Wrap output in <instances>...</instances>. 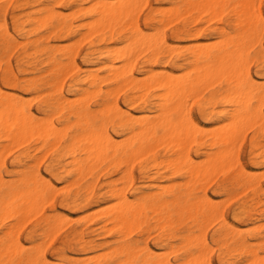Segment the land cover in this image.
Wrapping results in <instances>:
<instances>
[{
    "label": "rangeland",
    "instance_id": "rangeland-1",
    "mask_svg": "<svg viewBox=\"0 0 264 264\" xmlns=\"http://www.w3.org/2000/svg\"><path fill=\"white\" fill-rule=\"evenodd\" d=\"M8 1L10 2L8 3ZM92 1L93 0H0V89H2L0 90V97H10L12 96L13 93L17 94L18 96L17 95L16 96L19 98L18 99L19 104L25 108L31 109L34 113H37L39 118L52 117V121H54L57 127L59 128H62L64 125H66L64 126L66 128L65 129L63 128L65 130L64 135L62 134V138L60 139L59 142H56V140H50L49 143H51L52 141L53 144L55 143H58V144H56L57 146L55 145V147H52L51 150H47V153L44 155V158L42 157V161L38 164V166H37V162H39L38 158L40 159V155H42L44 151L46 152L45 150L46 148L50 149L49 147L50 144L49 143L45 144L42 141L37 140L35 137L31 138L26 143L24 142V140L16 141L18 143L24 142V144L23 145L19 144L18 148H15L13 149V151H10L8 155L5 154L6 155L5 158H3L2 156L4 155V153L1 155L3 158L2 162H4V164L0 165V173H1L0 176H2V180H3L2 183L6 184V186H4V188H2V190L0 191L2 195L5 196V193L8 191V186L19 184L20 179H22L24 175H28V174L34 175V171L36 172L35 174H39L40 172V174H42L44 178L48 179V182H47V179H45V181L49 183L50 188L52 187L53 191L55 190L57 186L59 185L60 186L58 187L59 191L57 190V192H53V193L51 191L52 190L51 188L49 194L46 197L47 199L44 202L40 203L41 205L40 204L38 205V208L41 207L42 209V210L40 209L41 212L36 213L37 215H35V217L33 216L31 220L29 219L30 216L29 217L26 216V215H29V213L27 214V209H26L27 205L24 204V206L26 205L24 208L22 205L23 201L19 202V200H17L18 202H16V209L14 210L18 211L17 208H19V206L20 207L22 206L24 209H26L25 211L22 210L23 212H26L25 216L29 219V221H26L25 224H22V222H18V220H20L18 219L20 216H22L21 217L22 219L23 217H25L22 214L19 216L16 214L17 213L16 212L14 213L15 214L14 216V214L7 213L8 216L11 214V217L10 216L8 217L6 216L7 214L0 213V241L3 239H7V238L8 239L13 238V240H15V238L18 237V241H19L18 247L20 248V251L25 247L22 250V253L24 254L25 257L31 258L29 262H26L24 264H64V263L65 264H116V263L120 264L122 262L124 263L126 261V258L121 253L123 248L121 247V251H120L119 246H123L126 241H129V243L133 244L134 248L136 247L135 253L140 251L137 254L139 264L142 263L141 262L142 259L149 257V255L153 256L157 262L158 261L160 262L162 260L163 261L162 263H164V261L167 260V263L165 262L166 264H168L169 262H170L169 264L171 263L172 264H178V263L179 264H185V263L190 264V262H192V259L195 256L197 257V255H199V252H200L199 251L200 246L197 243L193 242L194 243L193 244L192 242L189 243L187 241L182 240V238L185 237L190 232L188 229L189 226H191L190 222H182V221L175 222L173 225V234L165 236L156 231L157 226H156V222L153 219L150 221V231L148 233L147 232L145 233L134 232L130 237L121 238V236L124 237V234L122 235L119 232L121 225L118 222H116L115 212H117V210H115V208L118 205L117 208L121 210L122 205H121V202H117L118 204L114 205L116 204L115 203L116 200L117 201L121 200L119 194H122V193L128 194L130 201L132 203H136L139 201V197L143 195L142 194L143 192L150 191L146 187H143L142 192H138L135 189L136 187L143 185V174L141 173V162L140 161L135 162L130 168V170L125 163H112L111 164V161L109 160L101 162L100 163L101 165L98 162H94L88 165L87 162L84 161L86 160L85 159L86 156H84L85 154L83 152H80L79 148L76 149L77 147L72 148L71 146L72 138L80 134L81 129L79 128L78 124H76L77 122L74 121V119L77 121V118L74 115L72 116L70 107H66L62 112L49 111L48 116L38 113V110H39L38 108H40L44 104V102L46 101L55 102L60 97L59 91H61L62 96H65L67 99L70 97V103L72 106H76L79 108L89 107L91 111H95L97 108L100 109V107H102V105L108 99L110 100V102L111 101L115 102L124 111H129L134 115L137 114L136 117H141V118L152 115L153 112L157 110L160 104V99L157 97L158 93L154 91H149V92L144 91L145 95L143 94L144 92H142V94L139 93L141 96H136L135 94L138 95L137 92L130 90V89H126V88L124 90L123 88H120L123 91H121L120 93L117 92L119 94L115 92L117 95L115 96V93L113 92V90L116 89L117 91V88L121 86L123 87L124 85L123 84L121 85V83L115 82L112 79L106 80V77L108 76V73H107L109 70L108 68L110 64H112L109 61L110 59L109 56L113 52L110 53L109 50L114 51V49L116 48L115 50L124 51V49L126 48L125 46L128 43L127 38L130 37L131 35V31L129 28L131 24L128 21L122 24L120 23L116 25L113 29L112 28H106V29L102 28L105 30H101V32H97V33L94 32L95 34L93 33V36L92 34L91 35L89 34L90 37L87 36L88 40L87 38L86 40H83L82 38L83 40L82 44H80V46L78 45V48L76 47L78 44V43L77 44L75 43V41H77L76 38L78 36H81L83 31L85 33V30H88V31L90 30V29H87L89 28V25L87 24H90V20L92 21L94 18L96 19L98 18L99 20L97 21H100L101 19L100 17H98L97 8H99V6L97 5L100 4L99 1H104V0H97L98 4L96 6H94V4L90 5L92 4L91 3ZM97 1L95 2L94 0L93 3L94 2L97 3ZM105 1L110 2L111 4L113 3L112 0L111 1L105 0ZM187 1L190 3L192 1V3L188 4ZM194 1L195 2H201V1L205 2L204 0H190V1L189 0H155V1L146 0V2L143 0L142 2H144L143 3L144 6L139 4V2H137L138 5H141L142 9L140 10V12L136 11L139 13L137 15V18H134V19L137 20L141 29H143L144 32L146 31L147 34L149 32L153 33V30H155V32L158 33V30H159L160 37L162 38V35H164L163 39L167 40L170 48L172 49L169 52L160 50V54H158V56L155 57L157 62L153 64V67L155 69L176 71L177 73L179 72L180 75L181 73L182 75H184V73L187 74L188 71H190L191 69L190 65H187V64L184 65V68H183L184 70L190 68L189 70H186V71H184L183 69H179L177 67L179 64L181 65L185 63L182 60L183 57L180 59L177 58L179 55L182 54V52H183L182 55H187L191 51V49L193 51V50H196L197 47L204 48L207 51L212 50L219 43L222 32H226L232 35L236 33L235 31L236 27L235 26L233 27V24L235 23L237 17H235L234 13H232L233 12L232 9L234 10V6H235L234 1H231L230 3H227V4L222 3V6L220 5L221 7L220 9H218V11L220 13V10L222 9L221 16H219V14L215 15V12H217L216 8L218 7L217 5H215V7L214 5L212 6V4H215L213 0L206 1L209 6L211 5L212 8H215V10H212L213 12L211 11L212 14L209 13L208 11L212 8H210L208 5L206 6V2L205 4L202 3L203 5L201 4V6L205 7L202 9V7L200 8V4L199 5H197V3L194 4L195 3ZM254 2H257V0ZM257 3H256L257 5L256 7H259V8H257L258 10L257 9H254V10L258 11L259 16L261 13H263L264 15V0H259ZM138 5H136V7ZM169 5L171 7H174L173 10L177 8L176 10L173 11L174 16H172L173 14L171 10V14H172L171 16L174 18H171V17L169 18L175 19L176 17L179 20L177 19H175L174 21L172 20L173 23L168 22L169 25H166L167 21H171L170 19H167V16L169 15L166 16V13H165V12L168 13L169 10L166 9L167 10L166 11L162 9L163 7L166 8V6L172 9ZM78 6H80L79 9H82L81 8L82 6L83 8L84 7L85 8L84 10L82 9L80 10L79 13H77V10L79 11ZM88 6L94 10H89L90 8ZM92 6L94 8H92ZM76 7H77V10H75ZM161 7H162L161 9L162 11L159 9ZM182 7H185V8L183 9ZM95 8L97 10H95ZM49 10L51 11V13L49 12ZM68 11L69 13L71 12L72 13L69 14ZM94 11H96L97 13ZM64 12L68 13L69 15L65 14ZM136 12H134L133 14L134 17H135ZM175 12H177V14ZM200 12L202 14L199 16ZM203 12L205 15L203 14ZM45 13L48 14L47 15L48 19L47 18L45 19V17H47ZM163 14L165 16H163ZM194 14H195V17L193 16ZM212 15L213 17L215 16V18L212 21H209L212 19V17H210ZM8 16L10 17V19ZM42 16H43V19H42ZM133 16H132V19H133ZM35 18L37 21H35ZM206 18L208 19L211 18V19L207 20ZM156 19H157V23L155 21ZM158 19L160 20V22H158ZM204 19H206V21ZM85 20L86 21L88 20V22L84 24L83 26L82 22H84ZM202 20H204L207 23H205ZM15 21H17L16 25H15ZM97 21L95 20L94 23H98ZM162 23L165 26H167L164 28L163 31L161 30L163 29ZM4 25H7V28L9 29V32H10V43L9 44L4 43L2 40L3 35H4V28H5ZM92 26L95 27V31L98 30L97 29L98 26L96 27L95 24L94 25L92 24ZM92 26H90V28H92ZM219 26L223 28H220ZM156 29L158 30L156 31ZM194 29L195 30L199 29L200 31L197 30L195 32ZM169 30H170V33H169ZM198 32L199 34H197ZM48 33H51V35ZM176 33H178V37H175ZM153 34L152 35L155 37L156 34L155 33ZM149 36H146V37L148 38ZM153 36L151 37L152 40L158 39V38L153 39ZM156 37H158V34ZM77 39L79 40V38ZM148 39H150V37ZM193 42L197 44L195 45L193 44ZM124 43H126L125 46H124ZM176 43H178V47ZM161 44L162 43L160 42L159 45ZM187 44L189 45L186 46ZM204 44H205V47H203ZM61 46H63L64 48ZM114 46H119V49H117V47H114ZM194 46L195 47L197 46V47L194 48ZM206 46H210V48L209 47L207 48ZM252 46H251L252 48H250V51H249V62H250V58L252 62L249 63L250 65L249 64L248 65L250 69L252 70V72L254 73L255 77L259 78L261 81L264 82V61H263L264 59L262 58V50H264V34H263L262 39L258 43L256 42V44ZM111 47L112 49H110ZM179 47H180V50H179ZM145 48L147 47H144L143 49ZM73 49H75L76 51L75 53H72ZM139 49L137 51H139ZM138 53L139 52L135 53V55L137 56ZM73 54H75L73 57L74 60L72 59ZM138 56L139 57L137 58L135 57L134 58L132 57L133 59L131 58L132 60L131 63H133L134 59L135 61L132 66L130 65V67L133 68V71L135 72L136 75H138L139 77H142L143 75L140 74V72L150 70L152 66V62L155 59H153L154 54H153L152 49H149V48L146 49V52H143V53L140 52V55ZM53 58H55L57 62H60L64 65L63 71H65L66 69L68 70V75L66 74L67 76H65L64 80L62 78L63 80L62 84L60 80V84L62 86L59 91L58 89H59L60 84L58 85L57 83L59 82L60 76L63 73H66V71L65 72L62 71V74L61 73L54 74L52 72V66H53L52 59ZM103 63H104V66H103ZM105 63L106 64L109 63V65L106 66ZM121 63H122L121 61L115 60V65L119 66L118 64H120L121 66H123V64ZM70 64H71V67H70ZM74 64L76 65V67L74 66ZM97 66L99 67L97 68ZM121 66L119 67L121 68ZM6 75H10L11 77L16 75L15 77L17 78V86H18L17 88H15L14 83L7 82L5 80ZM91 75H93L94 77L98 75L97 79L99 80L97 82L100 85L98 84L93 85L92 83H89L90 85L88 84L89 79L91 77L92 78L90 79V81H92L93 79V76ZM35 78L37 79L38 82L36 81ZM104 80L106 81L102 82V84L99 83ZM27 83L32 84V88L30 90H26ZM11 84H13V87ZM56 84L58 86H56ZM212 85L213 86L210 85L208 89L206 88V90L204 88L205 91H203L202 93L198 92V95L200 96L199 97L196 96L197 99H194L193 101H191L192 99L190 98V100L188 101H190L191 103L190 102L186 103L187 112H190L192 114L197 124L200 127H202V129L204 128V131L207 132L206 135H208L206 136L207 138L204 140L205 143L203 145L202 150L198 149L197 144H194L191 149V155L194 157H197L198 161H202V159H205L204 158L205 156L203 155L202 152L205 151L204 147H207L210 144L211 139H210L209 132L207 131V129L209 130L211 128L210 130L214 131L216 129V126H218V119L220 118L221 114L227 109H229L227 105L228 103L223 102V100L219 96L225 90L227 86L224 83H216ZM78 88H82V91L76 92V89ZM91 89L93 93L94 92L96 93L91 94L90 93ZM106 89L108 90V92H110V90L113 89L111 92L113 96L112 95L107 96L108 92L105 91ZM2 91H5L6 93ZM41 93H44V94H41ZM37 94L40 96L38 97ZM19 95H21L22 97H20ZM34 95L36 96V99ZM81 95H84V96H81ZM85 95L87 97H85ZM77 96H79L80 98ZM121 96L123 97V99L121 98ZM26 97H28V101ZM33 98L35 100H33ZM28 102L30 104H28ZM75 103H78L79 105ZM188 104L190 107L189 106L187 107ZM196 108H197V111H196ZM69 111L70 113H67ZM262 113H264V105L262 107ZM142 114H145V115H142ZM69 122L71 123L69 124V126H67ZM212 127L214 129H212ZM63 129H59V130L63 132L64 131ZM72 133H73V136H72ZM111 133L115 136V139L117 141H121L122 135L119 132H115L111 130ZM245 133H242V135L244 134V137L242 135L240 136V138L241 137L243 138V141L240 140L239 138V140L242 142L238 140L239 142L237 141V143H241V144H236L235 149L238 148L237 151L240 154L241 161L245 164V167L248 169V171L251 173L253 172L252 175L254 176L255 182L258 184V187H259L257 191L247 186L243 187V186L235 185L234 183H232L231 175H232L233 169L229 170L228 173L226 174L221 173V172L216 173L218 176L215 174L212 178L213 180H211L210 178L209 180L211 181H206L207 184L204 183V189L207 192L208 196L213 198L215 201L219 200L218 202H216L218 203L217 205H218L219 210L221 206L223 208V205L221 203H225L224 201L226 200L230 202L228 203L226 201L228 204L226 203V205L224 206V209L222 210V212L225 214V216L229 219L230 222L235 224L236 221L233 220L234 214L243 212L241 216L242 218L241 221H237L235 225L240 230L242 228L243 230V231L241 230L243 232L242 237H245L246 239L249 238L248 241H250L249 243H251L252 249L258 252L260 256L264 254V244L256 240L254 235L258 233L264 234V188H263L264 186V183H263L264 182L263 181L264 180V169H263L264 168V129H261L259 125H256L251 128L249 127V129ZM35 140H37V142ZM253 141H254V145L256 146L252 147ZM16 142L14 144H16ZM2 143H4L5 148L3 147ZM8 144H10V147H11V144L13 147L16 146L12 142L10 143L9 141H7L5 138L4 139L0 138V148H1L0 152H2V150L5 152L4 149H6V147L8 148ZM37 144L39 146H37ZM237 145H239V147H237ZM1 146L4 149H2ZM36 146L38 147L37 149H36ZM61 148H63V151ZM197 150L199 151L197 152ZM166 152L167 151L165 150L164 145L159 146V148L157 147L155 149L154 153H155V158L157 159V163H161V161L166 159V156H165ZM73 160H75L76 163H79L77 162L79 160L81 162L78 165V164H75ZM108 164L110 167L108 166ZM86 165L88 166V168H86L87 167ZM149 166L151 167V165ZM162 166H165V164H161L158 167L160 171L159 173L160 177L156 176V179H157L156 184L159 185L160 188L162 189L168 188L171 184H173V181L175 183H180V182L183 183V180L185 181L183 172H178L177 174L172 175L169 169L166 168V166L165 167H162ZM37 167H38V170H37ZM65 167L68 168V170ZM89 168L90 169L94 168V169H91L89 173L88 171ZM124 168H128V171L126 172ZM123 169L125 170V172H123ZM261 169L263 170L262 173L260 172L262 171ZM101 170L103 171L102 173H100ZM129 171L133 172V182L132 183H128V181L126 180L127 178L126 175L128 174ZM87 172L89 173V175L87 174ZM154 172H156V169L154 170V168H149V172L146 176L152 175ZM77 173H80L81 176H79V174L77 175ZM97 173H99L98 174L99 176L96 177ZM106 174L108 175L106 176ZM11 177H15V178L12 179ZM7 178H10V179H7ZM65 183L66 184L69 183L70 186H67ZM61 184H65L64 187L65 186L66 187L65 188L62 187L63 185ZM166 184H168L169 186L167 185L168 186L167 187ZM53 186L54 187L56 186V187L54 188ZM113 187H115L116 189H113ZM121 189L123 192L122 191L118 192ZM87 192H89L90 194H88ZM230 192H231V195H230L231 197L229 196ZM54 193L56 194L52 198V201H49L50 197H52L51 194H54ZM233 194L235 195L236 198L234 197ZM227 195L230 198L227 197ZM224 197L225 198L227 197V198L224 199ZM220 198L223 199L222 202H220L221 201ZM231 199L232 201H229ZM105 205H107V207H104ZM113 207H114L115 212L112 211ZM104 208H106L107 210L105 209L106 214H104L103 216L102 213L105 212ZM109 208L111 209L112 212L108 211ZM34 210L36 211V208ZM96 210L98 213L96 212ZM20 211H21V208H20ZM86 211H89V212L86 213ZM90 211L93 213V215L90 213ZM95 212L97 214H102V215L101 216L97 215ZM248 214L253 215V220H249ZM85 215H86L85 218H87L88 220L84 219ZM95 215H97V217H94ZM74 216H76L78 219ZM79 216H82V217H80L79 219ZM88 216L90 218H88ZM58 218H60L59 219L60 222L62 221L61 224L59 223ZM72 218H75V219H72ZM15 220L17 222H15ZM54 220L55 221L57 220V222H54ZM12 221L15 223V227L17 229L21 228L18 233L14 232L15 234L13 236L15 237L16 235L15 238L12 236V233L14 231V230L12 231V229L15 228L14 226H12L14 224L12 225L10 224V223H13ZM103 222L105 223L104 225L111 226L109 227L111 228V230L103 226ZM210 222H212V225L209 224L210 226H207V224ZM220 222L221 221L219 219L214 218V219H211L206 224L207 228L205 226L206 232H207V243H208L207 245L209 249H212L210 251L207 248L206 260H210L212 264H243V263L250 264L251 262H249V259L251 260L252 258L244 254L242 251L227 252L226 250L227 246H230L231 248H235L238 245L237 243L232 244V242L223 243V242L215 241V239H217L216 232L219 230L221 226ZM57 223H59V227H60L59 232L57 231V228H55L58 234H55L54 238L50 240V238L48 237L50 233L48 234V232L53 227H56L55 225ZM111 224H114V225H111ZM115 224H118V225H115ZM113 226L115 227L112 228ZM247 226L249 229H247ZM8 228L11 229L12 233L10 230H8L10 232L7 231L8 233L6 232V234H4L5 232L3 231ZM52 230H54V228ZM192 231H195V234L199 233L196 230V228H194ZM164 236L166 238H164ZM52 237L53 236L51 235V238ZM48 238L50 241L48 240ZM47 242H49V244H47V246H44V244H46ZM171 242H174V243H171ZM5 247H6V244L3 245L0 249L2 248L5 249ZM146 247H149V248H146ZM19 248H18V251H19ZM111 248L115 249V252ZM149 249H151L152 251ZM106 250L107 251L109 250L108 251L109 253ZM168 250H169V253H168ZM162 251H164L165 253L167 252L170 255L168 256L166 253V256L168 257L166 256L164 257L165 254ZM197 251H198V254H197ZM154 252H158L156 254L159 257ZM160 252H162L163 256ZM192 254L193 255L196 254V255L193 256ZM85 255L87 256L85 257ZM99 255L101 257H99ZM82 256L84 257L81 258ZM91 256L95 259L94 261H93V258H91ZM263 257L264 256H260L262 260H264ZM0 264H19V262H18V259L14 258L13 256L11 258H8V257L6 258V256H4V257H0Z\"/></svg>",
    "mask_w": 264,
    "mask_h": 264
},
{
    "label": "bare ground",
    "instance_id": "bare-ground-1",
    "mask_svg": "<svg viewBox=\"0 0 264 264\" xmlns=\"http://www.w3.org/2000/svg\"><path fill=\"white\" fill-rule=\"evenodd\" d=\"M93 1L91 2L92 4H90V5L94 4V6H96L98 4V1L95 0V2L97 1V3H95V2L93 3ZM109 1H111V0H109ZM115 1H117V2H115ZM115 1L112 0V2H113L112 4L110 2L105 1V0L99 1L100 4L97 5V6H99V8H97L98 9L97 12H98V17L101 18L100 21H97V20H99L98 18L97 19L94 18L93 19L94 21L90 20V24H87V25H89V28H87V29H90L92 32L89 30L90 31V33H89L88 30H85V33H84V31H83L84 34L82 33V35H81L82 37L78 36L77 38H79V40L76 38V40L78 42L75 41V43L76 44L78 43V44H77V46L75 44V46L78 48V45L80 46V44H82L83 40H86V38L88 40L87 36H89V34L90 35L92 34V36H93L94 32L95 33L101 32V30H105L106 28H112L113 29L116 25H118L120 23L122 24V23L128 21L131 24L130 27L128 26L130 28L131 35H130V37L127 38V42H128L127 45H126V43H124V46L126 45L125 46L126 48L124 49V51L115 50L116 48L114 49V51L109 50L110 53L113 52L109 56V58H110L109 61L112 64H110V66L108 68L109 70L107 72L108 76L106 75L107 76L106 80L112 79L115 82H118V83H121V85L122 84L124 85L123 87L121 86V87L117 88V91H116V89H114L115 91L112 89L114 93L115 92L120 93L125 88L137 92L138 95L135 94L136 96H141L140 94H142V92H144V91H146V92L147 91L148 92L149 91L157 92L158 93V94L156 93L158 95L157 97L160 99V104H159L157 110L154 111L152 115H150V116L146 115L147 117L141 118V117H136L137 114L134 115L129 111H124L115 102H112V101L110 102V100H108V99L105 101V103L102 105V107H100V109L97 108L98 109L97 110L95 108L97 111L96 110L91 111L89 107H80L79 108L76 106H72L70 103V97L67 99L65 96H62L61 91H59L61 86H62L61 85L62 81L64 80L65 76L68 75V70L66 69L65 70L66 73H63L65 75H63L62 71L64 70L63 69L64 65L60 62H57L55 60V58H53L52 59V61H53L52 72L54 74H59V73L62 74L60 76L59 82L58 83L56 82L59 85L60 80H61V84L59 85V89H58L60 97L55 102H51V101L50 102H48V101L44 102V104L40 108H38L39 109L38 113H41V114L48 116L49 111L62 112L66 107H70L72 116L74 115L77 118V121L75 119H74V121L77 122L76 124H78L79 128L81 129V133L72 138L71 146H72V148H76V147H77L76 149L79 148L80 152H83L85 154L84 156H86V158H85L86 160H84V161L87 162L88 165L91 163H94V162H98L100 164L101 162L109 160V161H111V164L112 163H125L130 170V168L132 167V165L135 162H137V161L141 162V173L143 174V185L138 186L135 189L138 192H142L143 187H146L150 191L143 192L142 193L143 195L139 197V201L136 203H132L130 201L128 194H123V193L119 194L121 200L120 201L116 200V202H115L116 204H114V205H117L118 204L117 202H121L122 208H121V210H119L117 208L118 205H117V207L115 206L116 207L115 210H117V212H115L114 207L112 208L113 209L112 211H114L116 213L115 214L116 215L115 216L116 222H118L121 225L120 226L121 228L119 227L120 228L119 232L122 235L124 234V237L121 236V238L130 237L134 232H138V233L147 232L148 233L150 231V221L153 219L156 222V226H157L156 231L161 233L162 235H165V236L173 234V225L175 222H177V221L190 222L191 226H189V228H188L190 232L185 237H183L182 240L187 241L189 243L194 242L200 246L199 247V251H200L199 255H197V257H196L195 256L196 254L195 255L192 254L195 257L194 258L192 257L193 259H192V262H190V264H212L210 260H206V251L208 248L206 228H207V226L212 225V222H210V223H208V222L211 219L216 218V219H219L221 221L220 222L221 226H220V228L218 227L219 230L216 232V238H217V239H215L216 242H223V243L232 242V244L237 243L238 245L235 248H231L230 246H227V249H226L227 252L242 251L244 254H246L252 258L251 260L249 259V262H251L250 264H264V260H262L260 258V256H264V254L259 256V253L256 252L254 249H252V245H251V243H249L250 241H248L249 238L246 239L245 237H242V233H243L242 228H241V230H242L241 231L235 225L237 223V221H241V219H242L241 216H242L243 212H239V213L234 214L233 220L236 221L235 224L230 222L229 219L222 212V210L224 209V206L226 205L228 200H226L227 202L224 201L225 203H221L223 205V208L221 206V208L219 210L218 205H217L218 203H216L219 200L215 201L213 198L208 196L207 192L204 189V183L207 184L206 181L213 180L212 178L216 173L221 172V173L226 174V173H228L229 170H232V169H233V172L231 175L232 183H234L235 185L243 186V187L244 186L250 187V188L254 189L255 191H257V189L259 188L258 184L255 182L254 176L252 175L253 172L251 173L248 171V169L245 167V164L241 161L240 154L237 151L238 148L235 149L236 144H241V143H237L240 136L242 135V133L247 132L249 127L251 128L253 126L259 125L261 127V129H264V115H263L264 113H262V107L264 105V82L261 81L259 78L255 77L254 73L252 72V70L249 67V65H250L249 63L252 62L251 58H250V62H249L250 48H252L253 47L252 45L256 44V42L258 43L262 39L263 34H264V15H263V13H261L259 16L258 11H257L258 10L257 8H259V7H256L257 6L256 3L259 0H257V2H254L256 0H213L215 4H212V6L214 5V7H215V5H217V7H218V8H216L217 12H215V15L219 14V16H221V13H222L221 10L222 9L220 10V13H219L218 9H220V7L222 6V3L227 4V3H230L231 1H234L235 6H234V10L232 9V11H233L232 13H234L235 17H237L235 23L233 24V27L234 26L236 27V30H235L236 33H234V35H232V34H228L226 32H222L221 39H220L219 43L216 45V47L212 46V47H214L212 50L207 51L204 48H199L196 46L197 49L193 50V51L191 49V51L187 55H182L183 54V52H182V54L179 55L177 58L180 59L183 57L182 60L185 63H183L181 65L179 64L177 67L179 69H183L185 64L191 66L190 67L191 69L190 68L186 69V70L190 69V71H188V73L186 72L187 74H185L183 72L184 75H182V73L180 75V73L178 72L179 73L178 74L176 71L161 70V69L157 70L153 67V64H155L157 62L155 57H157L158 54H160V50L169 52L172 49L170 48L167 40L163 39L164 35H162V38L160 37V35H159L160 32L158 29H156V31L158 30V33L155 32V30H153V33L158 34V37H156L157 34L154 37L153 33L149 32L147 34L146 31L144 32V30L141 29V27L139 26L137 20L134 19V18H137L138 13L142 9L141 5H143V3H144V2H142L143 0H115ZM144 1L146 2V0H144ZM153 1H155V0H153ZM204 1L206 2L207 0H204ZM9 2L10 1H8V3ZM137 2H139V4H141V5H138ZM205 2H202V1L201 2H195L194 4H196V3H197V5L200 4V8L202 7V9H203L205 7L201 6V4L202 3L205 4ZM191 3H192V1H191ZM191 3L188 2V4H191ZM136 5H138L139 7L137 6L138 7L137 8ZM207 5H208V3L206 2V6ZM83 6H85V5H83ZM83 6L81 8L84 10L85 7L83 8ZM212 6L210 5L209 7L212 8ZM60 7H62V6H60ZM79 7L80 6H78V9H79ZM185 7H182V8L184 9ZM89 8H87V9L94 10V9H91V7H89ZM92 8H94V7L92 6ZM171 8L172 9H170L168 6H166V8L163 7V9H162V7H161L159 9L160 10L161 9L162 10L168 9L169 14L167 12H165V13H166V16L169 15V16H167V19H170L169 17L174 18V17H172V16H174L173 11L177 9L176 7H175L176 9H174V10H173L174 7H171ZM82 9H79V11H78L77 7H76L75 10H77V13H79L80 10H82ZM97 9L95 8V10H97ZM183 9H182V11H183ZM254 9H257V10H254ZM171 10H172L173 15L171 14ZM212 10H215V8L208 10L209 13H211ZM136 11H139V12H136ZM49 12L51 13L50 10H49ZM55 12H56V10H55ZM89 12H91V11H89ZM94 12H96V11H94ZM134 12H136L135 17L133 16ZM64 13L68 14L69 11H68V13H66V12H64ZM71 13H69V14H71ZM175 13L177 14V12H175ZM45 14H46V16L48 15L47 13H45ZM87 14H89V13H87ZM201 14L202 13L200 12L199 16ZM203 14H204V12H203ZM132 16H133L134 20L132 19ZM163 16H165V15L163 14ZM193 16L195 17V14ZM219 16H217V17H219ZM177 17H178V15H177ZM210 17H212V19L209 18L211 20H209L208 18H206V19L209 21H212L215 18V16L213 17V15ZM46 18L48 19V16L45 17V19ZM9 19H10V17H9ZM42 19H43V16H42ZM159 19H158V22H160V20H161V19L160 20ZM175 19H177V18L175 17ZM175 19H170L171 21H167L166 25H169L168 22L173 23L172 20L174 21ZM206 19H204V20L206 21ZM95 20L98 23H94ZM177 20H179V19H177ZM204 20H202V21H204ZM35 21H37L36 18H35ZM155 21L157 23V19ZM16 22L17 21H15V25H16ZM87 22H88V20L87 21L85 20L84 22H82L83 26ZM205 23H207V22H205ZM92 24L93 25L95 24L96 27L98 26L97 27L98 30L96 29L97 31H95V27H93ZM162 25H163V29H161V30L163 31L164 28L167 26H165L163 23H162ZM4 26H5V28H4V35H3L2 40L4 43L9 44L10 43V32H9V29L7 28V25H4ZM90 26H92V28L94 30L92 28H90ZM102 28H105V29H102ZM220 28H223V27H220ZM197 30L200 31L199 29H196L195 32ZM144 33H146L147 35ZM169 33H170V30H169ZM48 34L51 35V33H48ZM161 34H163V33H161ZM197 34H199V32ZM109 35H111V34H109ZM145 35L146 36L151 35V36H149L150 39H148L149 37L147 38ZM152 36H153V39L154 38L155 39L158 38V39L152 40V38H151ZM175 37H178V33L175 34ZM80 38H81V40H80ZM82 38H83V40H82ZM160 42L162 43L161 45H159ZM208 42H210V41H208ZM214 42H215V40H214ZM72 43H74V42H72ZM94 43H95V41H94ZM201 43H199V44H201ZM176 44L178 47V43H176ZM193 44H195V42H193ZM188 45L189 44H187L186 46H188ZM119 46H120V44H119ZM119 46H114V47H117V49H119ZM143 46L147 47V48L143 49L144 48ZM61 47H63V46H61ZM196 47L194 46V48H196ZM203 47H205V44ZM206 47L210 48V46H206ZM148 48L152 49L153 54H154L153 59H155L156 61L154 60L152 62V66H151L150 70L140 72V74H142L144 77L143 76L139 77L138 75L135 74V72L133 71V68L130 67V65L132 66L134 61H135V59H134L133 63H131V61H132L131 58L132 57L133 58L139 57L138 55H140V52L141 53L146 52V49H148ZM84 49H85V47H84ZM110 49H112V47ZM138 49H139V51H137ZM105 50H106V48H105ZM140 50H142V51H140ZM179 50H180V47H179ZM183 50H185V49H183ZM135 51L139 52L137 54V56L135 55V53H137ZM75 52H76L75 49H73L72 53H75ZM74 55L75 54L72 55V59H73ZM9 56H10V54H9ZM169 57H170V55H169ZM262 58L264 59V50H262ZM115 60L121 61L122 62L121 64H123V66L118 64L119 66H121V68H120L119 66L115 65ZM71 63H72V61H71ZM107 65H109V63L106 64V66ZM74 66L76 67L75 64H74ZM103 66H104V63H103ZM70 67H71V64H70ZM98 67L99 66H97V68ZM186 70H184V71H186ZM65 71H63V72H65ZM96 74H97V72H96ZM10 75H6L5 80L7 82L14 83L15 88H17L18 86H17V78L15 77L16 75L12 76V77ZM88 75H90V74H88ZM93 75H91V76H93ZM62 78H63V80H62ZM97 78H98V75L95 77L93 76L92 81H90V79H89L88 84L89 83H92L93 85L98 84L97 81L99 79H97ZM106 80L101 81L99 83L102 84V82H105ZM36 81H37V79H36ZM216 83H224L227 86L225 88V90L221 93V95H219V96L221 97L223 102L228 103L227 105H228L229 109H227L226 111H224L221 114L220 118L218 119V126H216V124H215L216 129L214 131H211L210 130L211 128L209 130L207 128H205L209 132V136H210L211 140H210V144L207 143L209 145L207 147H204L205 151L202 152L203 155L205 156L204 157L205 159H202V161H198L197 157H194L191 155V149H192L194 144H197L198 149L202 150L203 145L205 143L204 140L207 138L206 136H208V135H206L207 132L204 131V128L202 129V127H200L197 124V122L193 118L192 114L190 112H187L186 103L190 102V101H188V100H190V98L192 99L191 101H193L194 99H197L196 96H198V97L200 96V95H198V92L202 93L203 91L206 90V88L208 89L210 87V85L213 86L212 84H216ZM57 84H56V86H58ZM11 85L13 87V84H11ZM98 85H100V84H98ZM31 88H32V84L27 83L26 90H30ZM120 88H123V90H121ZM204 88H205V90H204ZM97 89H98V87H97ZM0 90H2V89H0ZM93 90H95V89H93ZM112 90H110V92H108L107 89L105 90L106 92H108L107 96L112 95V93H111ZM78 91L79 92L82 91V88L76 89V92H78ZM2 92L6 93L5 91H2ZM90 93L91 94L93 93L92 89H91ZM94 93H96V92H94ZM116 93H115V96H117ZM119 93H117V94H119ZM201 93H199V94H201ZM9 94H10V92H9ZM13 94L10 97H0V138H3V139L5 138L7 141H9L10 143L12 142L13 144L19 140H24V142L26 143L31 138H34V137L37 140L42 141L45 144L49 143L50 140H56V142H59L60 139L62 138V134L64 135V132H65L64 129L66 128L64 126H66V125H64L62 128H59V127H57L55 122L52 121V117L39 118L37 113H34L31 109H28V108L21 106L18 102V99H19L17 97L18 95L17 94L13 95ZM41 94H44V93H41ZM143 94L145 95V92ZM5 95H7V94H5ZM21 95H19V96L22 97ZM86 95H88V94H86ZM86 95H85V97H87ZM37 96L39 97L40 95L37 94ZM81 96H84V95H81ZM34 97L36 99L35 95H34ZM77 97H79V96H77ZM193 97H195V98H193ZM121 98L123 99L122 96H121ZM26 99L28 101V97H26ZM35 99L33 98V100H35ZM78 103H75V104L79 105ZM28 104H30V103L28 102ZM189 104L187 105V107L189 106ZM80 106H82V105H80ZM196 111H197V108H196ZM67 113H70V111ZM142 115H145V114H142ZM73 122H72V124H73ZM70 123L71 122H69L67 126H69ZM213 127H212V129L215 128V127L214 128ZM59 129H63L64 131L62 132ZM245 129H246V131H245ZM111 130H113L115 132H119L122 135L121 141H117L115 139V136L111 133ZM72 136H73V133H72ZM242 136L244 137V134ZM241 138H240V140L243 141V138L242 139ZM37 140H35V141L37 142ZM242 141H240V142H242ZM24 142L23 143L16 142V144H14L16 146H14V147L12 146V144H11V147H10V144H8V148L6 147V149H4L5 146H4V143H2L4 148L2 146L1 147H2V149L5 150L6 153L3 150H2V152H0V157H1L0 158L1 159L0 165L4 164V162H2L3 158H5V156L8 155V153H10V151H13V149L18 148L19 144L23 145ZM49 144H50V146H49L50 149L46 148L45 149L46 152L44 151L43 154L40 155V159L38 158L39 162H37V166L42 161V157L44 158V155L47 153V150H51V148L55 147V145L58 143L53 144L51 141V143H49ZM163 145L165 147V150L167 151L165 154L166 159L165 160L162 159L163 161H161V163H157V159L155 158L154 151L157 147L159 148V146H163ZM37 146H39V145L37 144ZM37 146H36V149L38 148ZM253 146H256V145H254V141L252 143V147ZM237 147H239V145H237ZM8 149H9V151H8ZM61 149L63 151V148H61ZM0 150H1V148H0ZM199 150H197V152ZM34 151H36V150H34ZM3 153H4V155H2ZM1 155L3 156V158ZM72 156H73V154H72ZM84 156H83V158H84ZM13 158H15V157H13ZM71 161H72V159H71ZM73 161L75 162V160H73ZM12 162H14V161H12ZM77 162L80 163L81 161L79 160ZM79 163L75 162V164H78V165H79ZM161 164H165L166 168L169 169V171L171 172L172 175H175L178 172H183V176L185 178V181L183 180V183L180 181H179L180 183H175L173 181V184H171L170 186L168 184H166V186L167 185L169 186V187L167 186L168 188H166V189L160 188L159 185L156 184V182H157L156 176L160 175L159 174L160 171H159L158 167ZM149 165H151V167ZM93 166H95V165H93ZM108 166H109V164H108ZM165 166H162V167H165ZM74 168H76V167H74ZM86 168H88V166ZM128 168H124L126 170V172L128 171ZM149 168H154V170L156 169V172H154L152 175L146 176L149 172ZM66 169L68 170V168H66ZM91 169H94V168H91ZM91 169L90 168L88 169L89 173H90ZM124 169H123V172H125ZM37 170H38V167H37ZM136 171H137V169H136ZM77 172H79V171H77ZM102 172L103 171L101 170L100 173H102ZM260 172L262 173L263 170ZM3 173H5V172H3ZM35 173L36 172L34 171V175L33 174L24 175L23 178L20 179L19 184H14V185L8 186V191L5 193V196L2 195V193H0V213H2V214H7V213L14 214L17 212L16 213L17 215L20 216L22 214L25 216L26 212H23L22 210L25 211L27 209V214L29 213V215H26V216L27 217L30 216L29 219L31 220L33 216L35 217V215H37L36 213L41 212L42 209H41V207L38 208V205L47 199L46 197L49 194L52 187L50 188L49 183H47L48 179L44 178L42 176V174H40V172H39V174H35ZM89 173L87 172L88 175H89ZM78 174H79V176H81L80 173H77V175ZM98 174L99 173L96 174V177L99 176ZM0 175H1V173H0ZM47 175H48V173H47ZM107 175L108 174H106V176ZM126 176H127L126 180L128 181V183H132L133 182V172L129 171ZM11 178L13 179L15 177H11ZM210 178H211V180H209ZM7 179H10V178H7ZM45 179H47V182L45 181ZM79 179H80V177H79ZM121 179H119V180H121ZM4 180H5V178H4ZM2 181H3L2 176H0V191L2 190V188H4V186H6V184L2 183ZM70 181H68V182H70ZM65 184H61V185H63L62 187H64ZM94 184H95V182H94ZM66 185L70 186L69 183ZM59 186H57V187L55 186L57 189L53 186L55 188V190L53 191V188H52V190H51L52 193L57 192ZM115 187H113V189H116ZM263 188H264V186H263ZM67 189H68V187H67ZM85 191H86V189H85ZM120 191H122V189L119 190L118 192H120ZM87 193L90 194L89 192H87ZM55 194L56 193L51 194L52 197H50L49 201H52V198L54 197ZM230 195H231V192H230L229 196ZM229 196L227 195V197H229ZM234 197H235V195H234ZM226 198L224 197V199H226ZM215 199H217V198H215ZM232 199H233V197H232ZM232 199L229 201H232ZM17 200H19V202L23 201L22 205L24 208L27 205L26 209H24L22 206L21 207L19 206V208H17L18 211L14 210V209H16V202H18ZM222 200L223 199H221L220 202H222ZM45 203H43V204H45ZM228 203H230V202H228ZM24 204H26V205L24 206ZM58 204H59V202H58ZM107 205H109V204H107ZM107 205H105L104 207H107ZM20 208H21V211H20ZM35 208H36V211L34 210ZM105 209L106 208H104V211H105ZM118 210H119V212H118ZM32 211L35 213H33ZM108 211L110 212L111 209L109 208ZM87 212H89V211H86V213ZM96 212H97V210H96ZM86 213H84V214H86ZM90 213L93 215V213L91 211H90ZM100 213H102V212H100ZM11 214L9 215L10 217H11ZM102 214L104 216V214H106V211L103 212ZM102 214H97V215L101 216ZM97 215H95L94 217H97ZM6 216H8V214ZM14 216H15V214H14ZM26 216L23 217V219L21 218L22 216H20L18 219H20L21 221L18 220V222H22V224H25L26 221H29V219ZM76 216H74V217H76ZM82 216H79V219ZM85 217H86V215L84 216V219H87ZM248 217H249V220H253L252 214H248ZM88 218H90V217L88 216ZM59 219L60 218H58V220ZM72 219H75V218H72ZM15 222H17V221L15 220ZM54 222H57V220L56 221L54 220ZM61 222L59 220L60 224H61ZM109 222H111V221H109ZM48 223H49V221H48ZM59 223H57L56 225L54 224L56 226V227H53L54 230H52L53 229L52 228L49 230V232L47 231L48 234L50 233V235L48 236L50 238V240H52L54 238L55 234H58L59 228H60ZM10 224L11 225L14 224L12 226L15 227L14 222L10 223ZM10 224H9V226H10ZM104 224L105 223L103 222V226H105L107 229L109 227H111V226H106ZM206 224H207V226H206ZM260 224H261V222H260ZM111 225H114V224H111ZM115 225H118V224H115ZM256 225H257V223H256ZM65 226H66V224H65ZM205 226H206V228H205ZM114 227L115 226H113L112 228H114ZM55 228H57L58 232L56 231ZM194 228H196V230L199 232L198 234L197 233L195 234V231H192ZM20 229H17L15 227L12 229V231L14 230L12 233L11 229L8 228V229L4 230L3 232H5L4 234H6V232L8 230H10L12 233V236H13L15 234L14 232L18 233ZM109 229L111 230V228H109ZM247 229H249L248 226H247ZM10 231H8V232H10ZM52 231H53V233H52ZM8 235H10V234H8ZM51 235L53 236L52 238H51ZM165 236H164V238H166ZM254 236H255L256 240H258L264 244V234L258 233ZM15 237H16V235H15ZM49 238H48V240H49ZM147 238H148V236H147ZM59 239H61V238H59ZM62 239H63V237H62ZM58 241H60V240H58ZM160 241H162V240H160ZM171 243H174V242H171ZM5 244H6L5 249H3V248L0 249V257L6 256V258L7 257L11 258L13 256L14 258L18 259L19 264H24V263L29 262L31 260L30 257H25L24 254L22 253V250L25 247L20 251V248L18 247V245H19L18 237H16L15 240H13V238L12 239L7 238V239H3L0 241L1 247ZM47 244H49V242L44 244V246H47ZM155 244H157V243H155ZM119 247L118 248L120 249V251H121V247L123 248L121 253L126 258V261L124 263L122 262L120 264H139L137 254L140 251L135 253L136 247L134 248L133 244L129 243V241H126L123 246H119ZM164 247H165V245H164ZM18 248H19V251H18ZM137 248H138V246H137ZM146 248H149V247H146ZM111 249H113V248H111ZM109 250H110V248H109ZM113 250L115 252V249H113ZM149 250H151V249H149ZM208 250L211 251L212 249L208 248ZM102 252H104V251H102ZM158 252H154V253L156 254ZM162 252H164V251H162ZM162 252H160V253L162 254ZM166 253L164 252V254H165L164 257L166 256ZM168 253H169V250H168ZM168 253H167V255L169 256L170 254H168ZM197 254H198V251H197ZM70 256H72V255H70ZM86 256L87 255H85V257ZM103 256H105V255H103ZM162 256H163V254H162ZM168 256H166V257H168ZM83 257L84 256H82L81 258H83ZM99 257H101V256L99 255ZM91 258H93V257L91 256ZM163 258H161V259H163ZM215 258H216V256H215ZM263 259H264V257H263ZM94 260L95 259L93 258V261ZM141 262H142L141 264H159V263L166 264L167 260L164 261V263H162L163 262L162 260L160 262L159 261L157 262L153 256L149 255V257L142 259ZM218 263H219V261H218Z\"/></svg>",
    "mask_w": 264,
    "mask_h": 264
}]
</instances>
